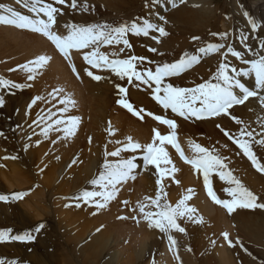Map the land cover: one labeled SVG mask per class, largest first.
I'll list each match as a JSON object with an SVG mask.
<instances>
[{
	"label": "bare ground",
	"instance_id": "1",
	"mask_svg": "<svg viewBox=\"0 0 264 264\" xmlns=\"http://www.w3.org/2000/svg\"><path fill=\"white\" fill-rule=\"evenodd\" d=\"M68 1L69 0H66L64 5H57L58 8L62 6L64 9V6ZM178 1L180 0H175L176 3ZM207 1L208 0H184L183 3L179 2V4L182 5L181 9H175L174 12H169L171 10L169 9V11L166 12L164 9H162V6L166 4L172 6V3L170 0H159V12H151L150 16L156 21V23L164 26L168 34L173 33V31L176 29H180L183 34L187 31L186 35L189 32L191 34V30H198L201 36V43L202 40H205V35L216 29V26L219 22V18L217 17L216 13L220 14L221 12L211 11L212 9L207 5ZM261 7H263V5H261ZM243 10L244 12H249L248 8L243 7ZM63 12L66 11L63 10L62 13ZM252 13L254 14L255 11ZM21 14L23 13L21 12ZM26 14L31 15V13ZM248 14L250 16L251 13ZM72 16L75 17L74 15ZM65 17L66 13L65 16H61V19H64ZM160 17H164L167 23L164 24V22L160 20ZM230 33L231 32L227 33V40L223 42L225 44V48L222 51L212 54L208 60H204L199 66H194L190 71L181 74V76L171 78V82L175 86L183 87L184 85H196L199 81L202 83L205 80H208L216 72L219 63L221 62V53L226 51L227 46L230 44L228 42ZM153 36H158V33H150L148 37H134L133 41L135 42L136 46L143 44L147 47L152 45L153 48H156L157 52L153 54L154 58L149 55L145 56L150 61L161 63V56L166 55V43L164 39L160 38L161 42L157 44L155 40L152 39ZM207 43L200 44V46H205ZM245 45H248L254 51L260 50V48L249 44L248 40H246ZM10 46L20 49V52H25L29 56L37 54L38 56L48 55L51 57V60L45 67V72L47 71V74L50 78V83L42 85L44 89L42 90L40 96L44 97V100L39 101L40 105L37 108H40L39 113L41 115L47 113L49 109H51V111L56 113L58 116L59 109L63 107V105L60 103V100L64 99L65 95H70L75 100V106L70 109L69 113L78 116L80 120H82V117H88L89 122H92L91 130L88 133L92 143L90 146H86L85 152L83 153H81V150H83L86 140L80 141V128L77 129L74 136L68 139H63V133L56 131L49 132L48 137L45 138L39 135L41 128L44 126L42 124L37 132V137L32 135L27 136L24 139V145L28 144L29 147L27 149L28 151L26 152L27 160L22 173H20L17 169V162L10 163L7 160H0V180L3 179V184L2 182L0 183V192L11 193L12 190H9L14 188L15 190L17 189L18 192L21 191L24 193L25 191H29L28 193H30V196L28 197H30L31 200L29 201L28 197H23L25 200H22L23 202L20 204V210H17L15 206L10 208L8 207L9 211L6 209L4 210V213L11 215L10 219H7L6 216L5 218L12 222V225L17 228V230L22 229V232L24 233L23 228H25L28 224L26 218L27 215L30 214L29 212H35L34 217L37 219L38 216L44 217L50 215V210L48 211L49 208L45 207L46 204H41L42 206H39V202L41 200L45 202L47 201V196H49V198L60 197V200H62V198H64V196L66 197V195L72 198L81 191L90 190L89 187L91 184L89 182L99 174L100 169V165H97L94 160H97L100 163L104 159L103 153L105 149L114 150L116 147L121 146L116 144L115 141L119 140L124 142L127 137H131L133 141H135V139H139L148 142L152 141V137L154 135L153 129L159 131L161 135H168L170 132L166 126L159 124L157 121L153 120L151 116H144V119L141 120L133 116L127 110H124L116 103L117 99L114 98V95L117 94L116 85L120 84L128 88L127 99L132 103L134 109L139 110L140 108H143L146 112H151L153 115H157V113H164L166 115L165 110L162 109L151 98V90L147 86L137 87L135 84L128 85L126 81H120L111 73L107 71L98 72V70H94L93 73L95 75H101L103 79H101L99 82H93L94 80L87 76L84 71V69L88 68L89 66L84 64L80 70L79 64L75 62L76 58H78L80 61H83L82 55L73 51L72 58H75L73 63L76 65L80 76V78L77 79L71 71L68 62L55 50L54 46L45 37L31 31L2 25L0 26V52L4 53L3 49ZM234 49L237 50L236 47ZM105 51H107V49ZM244 54L245 59L253 58H249V56L246 55V52ZM180 56L181 55L177 56V54H175L172 57V59L175 57L174 60L169 59L165 60V62H174L178 60ZM227 59L229 63L236 66L238 69L247 67L246 65H242L240 61L236 60L234 57L229 56ZM148 66L153 68L155 67L154 64L146 65V67ZM45 77L46 76H44V78ZM82 77L84 78V81L81 82ZM250 78L241 79L242 82L246 83L247 87L252 88L254 87V81ZM188 79H191L192 81H196L197 79V82L188 83L186 81ZM51 88L53 91L49 90ZM57 88H62L64 91L58 95H55L54 90ZM50 93H53L55 98H53V95H49ZM84 110L89 111L90 114L85 116ZM167 111H170V109ZM230 111L237 118L243 120L249 126V130L255 129L258 133L264 132V129H261L259 126V120L264 118V109L261 108L258 98H250L245 102L244 105H237ZM221 117L222 118H219V120L213 118L203 120L198 123L192 122V119L186 121L183 118H180L181 120L179 118V120L173 118L177 122L176 142L182 149L184 155L189 158L193 155L189 146V141L198 143L206 148L215 147L220 151L221 155L228 157V161L226 162L228 163L229 169L232 170L233 174L234 172L238 171L240 173V180H243L247 184L253 186L263 184L264 182L262 183L261 179L255 176L254 173L252 174L246 171L248 169L247 163L250 161L243 155L242 152H240L238 148H236L235 145L231 143V141L225 140L223 133L216 127V125L220 123L222 124L221 127H224L225 130L236 129L239 126H237L230 117ZM105 120H108L106 122L107 124L105 123ZM193 120L195 119L193 118ZM223 121L226 122L223 124ZM108 124L114 125L116 128L112 140L106 139V131H100L102 128L106 130ZM96 132L99 135L101 144L100 147L94 143ZM262 138H264V136H255L256 140ZM53 141H55V143H53ZM77 145L79 147H77L72 153L74 147ZM224 145H226V147H222ZM164 147L171 158L172 165H174L176 169V171L171 176L166 177L165 181L162 183L164 186V191L166 192L167 189L169 190V192H167L168 202L177 201L178 196L185 194L188 189H192L193 194L188 202L190 207L196 209L195 215H198L203 219H208L213 223V225L217 223L215 228H225V231L230 230L231 225L222 215L224 213L223 209L217 204L213 203V201L207 195V192L204 188L203 176L198 172H194L191 165L186 164L183 160H181L179 154L174 148H172L171 145L165 144ZM252 149L258 157L264 153V151L262 152V150H264V145L256 144L255 142L252 144ZM3 155L6 156V153ZM74 160L76 161L75 163H73ZM31 164L34 165V170L37 171V183L34 182L33 176L30 174L32 170L28 168ZM71 165L72 169L68 171ZM139 175V184L136 183L134 186V191L137 192L138 196H140L142 193L144 194V190L151 185L152 181L155 183L157 179L156 171L152 168V166H149L147 169L143 168L142 171H139ZM214 176L215 175L212 177V181ZM217 178L219 177L217 176ZM79 180H81V185L77 186V181ZM174 181H179V183L177 184ZM220 182L221 183H218L220 186H226V183L223 181ZM34 185H36V188H34L35 190H32L31 188ZM124 185L125 183L118 186L120 191L116 199L111 201L105 209H101L105 211L101 213L97 210H93L92 214L96 213V218L85 222L87 225H92L93 228L98 226L101 227L103 224H106V226L103 228L100 234L94 238V240H92L91 244L85 248L86 250L84 255H82V251H79V254L85 258V260L94 258L97 253V256H100L102 250L104 251L105 248L110 246V244H113L112 240H114L115 235L118 236L122 234L123 236H126V234H128L129 236H126V238L129 240V244L133 246L130 248L127 254L121 257V260L125 259L126 261L122 262L119 260L120 264L136 263L141 256L146 254L153 247H159L156 264H184V262L193 264L188 259L187 253L184 250L185 240L183 233L177 232V236H174V233L176 232L171 233L178 245L176 249V255L179 256V260H176L173 251L169 250V241L166 234L161 233L158 229L149 228L147 221H145L142 216H140V214L137 216L140 221L139 223H137V220L132 219L134 213L139 212L136 206L137 203L140 202L136 197L131 198L133 194L129 196L130 199L127 200L129 207H131L133 210L129 220H127L129 227H123L119 223H112L111 219L114 217L112 208H121V200L123 197L125 198V192H123L125 187ZM214 192L218 198L226 199L220 193L219 189L216 188ZM35 198L38 199V204L35 201ZM60 200L56 199L58 203L55 202L53 205H56V203L59 204ZM58 206L59 208H56L58 209L55 214L56 218L60 216L64 218L68 226L73 225V223L69 220L70 215L68 216V214L64 212V205ZM44 209H47V211H44ZM146 211H150L149 208H147ZM51 216H53V214ZM74 216L80 219L83 218V215L76 213ZM57 220V224L59 223V225L61 227L63 226L64 228V221H62L60 218H57ZM186 223V226H188L190 231L193 232L195 230L193 228L195 223L192 221H187ZM0 224H2L1 219ZM1 226L3 227V224ZM65 235L67 237L66 242H70L71 244V242L76 240L74 243H79L82 240L81 237L83 236V232H77L74 236H70L69 238L67 232ZM253 236L255 240L260 239L259 233ZM188 237L189 233H187L186 240ZM24 243H0V259L8 261L15 260L17 264H24L27 260L30 261L29 264H54L55 261L52 255H45V245L42 246L41 250L39 246L34 245L29 247L27 246L26 248L27 243L26 245ZM66 253L71 255L70 251H67ZM115 253L120 254L121 251H115ZM213 255L215 260L214 264L234 263L230 252L222 243L216 246Z\"/></svg>",
	"mask_w": 264,
	"mask_h": 264
},
{
	"label": "snow or ice",
	"instance_id": "2",
	"mask_svg": "<svg viewBox=\"0 0 264 264\" xmlns=\"http://www.w3.org/2000/svg\"><path fill=\"white\" fill-rule=\"evenodd\" d=\"M15 2L26 8L31 15L21 14L13 7L0 4V25L28 30L45 37L68 62L77 79L80 76L72 60L73 51L82 55L83 61L89 66L84 69L85 74L92 80L99 82L103 79L101 75H95L90 70L95 69L107 71L120 81H126L128 85L147 86L151 90V98L165 112L170 109L176 117L183 118L186 121L193 118L195 120H208L221 116L230 117L236 125L241 126L238 134H230L220 124H217L216 127L243 153L257 172L264 174V163L260 162L252 149L253 142L264 145V138L255 139V136H264V132L258 133L255 129L249 130V126L230 111L237 105H244L246 101L253 97L259 99L260 106L264 109V54H261V50H264V40L260 42V50L257 51L245 46V52L253 57L252 59H245L244 52L235 50L233 46L228 45L226 51L221 53V62L216 72L208 80L193 87H180L175 86L171 82V78L179 77L187 72L194 65L200 63L202 57L220 52L221 49L225 48V44L208 43L206 46L198 47L195 54L184 52L174 62H161L155 64L154 68L146 67V63L152 65L154 62L146 57L130 53L122 57L121 53H126V50L132 47L128 39L129 34L148 37L150 33H158V36H153L152 39L159 44L161 42L160 38L168 35L165 27L161 24L140 18L133 20L131 23L124 22L117 26L107 23L87 25L66 23L63 25L65 32L61 33L58 26L60 9L55 7L54 4L64 5L66 0H53V3L45 2V0H15ZM170 2L173 7H176L175 0H170ZM180 2L183 3L184 0H180ZM158 3L159 0H151L153 5ZM70 7L77 8V0H71ZM82 7L87 10L88 6L85 4ZM243 15L247 18L252 31L256 32L259 27L257 22L247 12H244ZM160 20L164 24L167 23L164 17H160ZM212 35L218 36L223 41L227 34L213 33ZM192 39L197 41L200 40V37L194 36ZM241 40H247V37L241 36ZM119 45H122V47L119 48L118 52L105 53L101 51L102 47ZM148 51L156 53L157 49L150 47ZM229 56L234 57L247 67L238 69L228 62L227 58ZM50 60L51 57L48 55H39L28 61V63L21 65L20 69L27 73V80L32 81L48 65ZM250 77H254V87L252 88L247 87L241 79ZM23 87L21 84L0 78V88L2 89H22ZM116 89L119 97L116 101L117 105L141 120L144 119V116H151L159 124L167 126L170 133L161 135L159 131L153 129L152 141L144 145L133 141L131 137H127L124 142L115 141L116 144L121 146L116 147L113 151L106 150L104 152V161L100 166L99 174L89 182L92 190L81 191L72 197L77 201L76 207H80V202H83L89 206H94L97 211L105 209L111 201L116 199L120 191L118 186L136 178L135 172L139 167L138 160L143 162L145 169L153 166L157 174L155 197L145 196L143 202L137 203L136 208L140 216L147 221L149 228L158 229L161 233L167 235L169 250L173 251L175 259L179 260V256L176 255L177 241L171 233H185V229L178 223L180 220L186 219L194 223H203V218L196 216V209L190 207L187 203L192 197V189H188L175 205L167 201L168 194L164 191L162 181L176 171L164 147L165 144H169L179 154L181 160L191 165L194 172H198L203 176L207 195L213 203L226 209L228 214L234 213L237 209L264 210V203L258 202L259 197L233 175L226 162L228 157L221 155L215 147L206 148L193 141H189L193 155L190 158L186 157L176 142L177 123L174 119L165 118L162 115H153L143 108L134 109L127 99L128 88L117 84ZM63 91L62 88H57L54 90V94L58 95ZM54 94L50 93L49 95H53V98H55ZM42 100H44V97H34L29 103L28 109L30 110L37 101ZM4 103V98L0 96V107H3ZM60 103L63 107L59 109L58 116L51 109L43 115L37 114L38 119L33 123L37 125L43 123L44 125L39 135L47 138L49 132L56 131L63 133V139H68L76 134L80 118L75 115H67L70 109L75 106V100L70 95H65ZM259 126L264 129V118L259 120ZM107 131L109 136L115 134L111 124H109ZM2 135L4 134L0 132V136ZM89 140L91 142V138ZM28 147L29 145L25 144L24 150L26 151ZM222 147H226V145ZM124 153H132L133 155L126 157L123 155ZM9 158L15 159L16 157H5V159ZM75 162L74 160L73 163ZM213 175L218 176L221 181L229 185V187L224 188V192L231 199L218 198L212 187ZM174 182L179 183V181ZM25 195L27 193H16L11 197L0 195V201L19 200ZM123 203L127 206L128 201H123ZM146 208H152L154 211H146ZM119 218L125 219V217ZM132 219L137 220V223L140 222L137 216H133ZM44 227V224H40L34 229V232L38 234ZM221 235L231 246L233 242L229 239V234L224 232ZM35 239L36 236L31 232L12 235L11 229L0 231V243L32 242ZM212 243L215 244V241H212ZM236 243L238 244L240 241L237 240ZM187 250L191 251V249ZM0 264H17V262L15 260L0 259Z\"/></svg>",
	"mask_w": 264,
	"mask_h": 264
},
{
	"label": "rangeland",
	"instance_id": "3",
	"mask_svg": "<svg viewBox=\"0 0 264 264\" xmlns=\"http://www.w3.org/2000/svg\"><path fill=\"white\" fill-rule=\"evenodd\" d=\"M45 1L48 3L49 2L53 3V0L51 1L45 0ZM179 2L180 1H178L177 3L175 2L176 7L166 4L162 6V9H164V11L166 12L169 11V9H171L169 12H174L175 9L178 10L182 8V5H180ZM0 4L13 7L16 10L22 12L23 14L28 13V11L24 13L22 10L23 7H21V5L16 4L15 0H0ZM67 4L70 5L71 0H69ZM67 4L64 6L65 7L64 9L62 8V6L59 7L60 14H59V19H58V26H59V31L61 33L65 32V30L63 29V25L66 23H73V24H78V25L107 23L113 26H117L124 22L131 23L133 20H136L137 18L147 19L152 23H156V21L150 16V13L151 12L158 13L159 8H160L159 4H154V5L151 4V0H77L78 7L75 9L72 7L68 8L69 5ZM85 4L88 6L87 10H85L82 7ZM207 5L211 7L212 9L211 11H221L220 14L216 13L217 17L219 18V22L216 26V29L212 32H209L207 35H205L204 37L206 41L202 40L201 43H200L201 39L197 41H193L192 39V37L194 36L201 37L200 32L198 30H191V34L189 32L186 35L187 31L184 32L183 34L180 29H176L173 31V33H170L167 36L162 37V39L165 40L166 48H167L166 55L161 56L162 62H165V60L172 59V57L175 54H177V56L182 55L184 52L195 54L196 49L200 47V44H205L207 42L208 43H221V42L223 43L224 41L227 40V35H226L225 40L221 41L218 36H213L212 35L213 33H217V34L226 33L227 34L231 32L229 35V40H228V42L230 43L229 45L233 46L234 48L236 47L238 51H241L244 53H245V46L247 47L249 46L245 45L246 40L242 41L241 36L247 37L249 44L254 45V47L256 46L257 48H260V42L264 40V0H208ZM261 5H263V7H261ZM55 7H58V6L56 5ZM243 7L249 9L248 13H251L250 17L253 20H255L257 24L259 25L256 32L252 31L251 26L248 24L247 18H245V16L243 15L244 13ZM250 8H252L253 11H255L254 14L252 13L253 12L252 9ZM24 10H27V9L24 8ZM63 10L66 12L62 13ZM65 13H66V17L64 19H61V16H65ZM67 14L69 17L67 16ZM72 15H74L75 17H73ZM68 18L70 21L68 20ZM221 20H224V21H221ZM226 25L228 26V28ZM134 37H145V36H142V35L133 36L129 34L128 39L132 47L131 49L126 50V53H121V56L123 57L127 53H130L132 55L143 56V57H146L147 55H149V56H152V58H154L153 56L154 53L148 51V49L152 47V45L147 47V46H144L143 44L141 45L137 44L138 46H136L135 42L133 41ZM120 47H122V45L115 46V47H112V46L102 47L101 51L105 53H111L113 51L118 52ZM105 48L107 49V51H105L106 50ZM222 50L223 49H221V51ZM3 51L4 53L0 52L1 53L0 55V78L10 80L13 83L21 84L24 87L22 89H2L0 88V96H2L5 101L4 106L0 107V132L4 134L0 136V160H7L10 163L17 162L18 164L17 169L20 173H22L24 171V165L27 160L26 152L28 151V150L25 151L23 148L24 139L27 136H32V135L36 136L38 130L43 124L41 123L40 125H37L33 123V121L38 119L37 114L40 112V108L39 109L37 108L40 105V102L37 101V103L33 105V107L30 110L28 109V105L34 97L41 95V92L44 89L42 85L50 83V78L47 74V71L45 72L46 69L44 68L40 71V73L37 75V77L34 80L28 81L27 73H25L24 71L20 69L21 65L28 63V61L32 59H35L38 56L37 54H33L29 56L25 52H20V49L15 48L13 46L5 47ZM261 54H264V50H262ZM246 55H248L249 58L251 57L247 52H246ZM211 56L212 54L202 57L200 60V63L194 66H199L204 60H208ZM174 59L175 57L172 60ZM75 62L79 64L80 70L85 64L84 61H80L78 58L75 59ZM153 64H158V63L154 62ZM192 68H190L188 71H190ZM94 70L95 69H92V71ZM44 76L46 77L44 78ZM252 80L254 81V78H252ZM82 81H84L83 77L81 78V82ZM186 81L188 83L197 82V79L196 81L195 80L192 81L191 79H188ZM198 83H200V81L197 82V84ZM29 85L31 86L29 87ZM193 86H195V84L191 86L184 85L183 87H193ZM49 90L53 91L52 88ZM114 98L118 99V94L114 95ZM68 114L73 115L71 113H68ZM84 114L85 116H87L90 113L89 111L84 110ZM166 115L167 116L174 115V118L180 119V117H176L175 114L171 113V110L167 111ZM219 118L221 119L222 117H217L215 119L219 120ZM107 121L108 120H105V123ZM192 122H194L193 119H192ZM225 122L226 121H223V124ZM220 125L222 124L220 123ZM91 127H92V122L91 123L89 122L88 117H82V120H80V124L78 128H80L81 130L80 141L86 140V144L84 145L83 150H81V153L85 152L86 146L87 145L90 146L92 143V141L90 142L89 140L90 137L88 136L89 135L88 133L91 130ZM108 127H109V124L106 127V130L102 128V130L100 131H106V139L112 140V137L114 135L113 136L108 135V131H107ZM111 127L112 129H114V132H115L116 130L115 126L111 125ZM240 127L241 126L237 127L236 129H227V131H229L230 134H238ZM95 134L96 136L94 137V143L100 147L101 144H100L99 135L97 132ZM225 140H228L227 137H225ZM135 141L139 142L142 145L151 142V141L145 142L139 139L137 140L135 139ZM8 147L11 149H9ZM77 147L79 146L77 145L76 147H74L72 153ZM106 150L113 151V150L105 149V151ZM263 151L264 150H262V152ZM2 153L3 154L6 153V156H4ZM124 155L127 157L133 154L128 153ZM12 156H15L16 158L15 159H11V158L5 159V157H12ZM257 158L260 160L261 163H264V153H262L261 156L259 157L257 156ZM94 161L97 163V165L101 166L103 164L104 159L100 163L97 160H94ZM137 163L139 164V167L135 172L136 178L134 180H131V179L128 180L124 185L125 187L123 189V192H125L124 194L125 198L123 197V199L121 200L122 207L112 208V212L114 216L111 219L112 223H119L123 227H129L127 220H129L131 216V212H133L131 207H129V204H127L126 206L123 203V201H127L128 199H130L129 196L133 194L131 198L136 197L139 199L140 202H143L145 196L154 198L156 190H157L156 181L155 183L152 181L151 185L144 190V194L142 193L140 196H138L137 192L134 191L135 184L136 183L139 184V178H140L139 171H142L144 168L141 160H138ZM248 163H247L248 169L246 171L252 174L254 173V175L259 177L261 179V182L263 183L264 174L257 172L252 167L251 162H248ZM28 168L32 170L30 174L33 176L34 182L37 183V177H36L37 171L34 170V165L31 164ZM152 168L155 170L153 166ZM70 169H72V165L68 169V171ZM233 175L240 180V173L238 171L234 172ZM2 181L3 179L0 180V183ZM164 181L165 179L162 181V183ZM220 181L221 180L217 178V176H214L213 181H212L213 190L215 191L217 188L220 190V193L226 199H231L230 197H227L226 193L224 192V188L229 187V185L225 184L226 186L222 187L218 184V183H221ZM240 181L246 188L251 190L254 194H256L259 197L258 202L264 203V187H263L264 183L259 184L258 186H253V185L247 184L243 180H240ZM80 185H81V180L77 181V186H80ZM34 188H36V185L32 186L31 189L35 190ZM89 189L92 190V186H90ZM9 191H11V193L0 192V195H6V196L11 197L13 194L23 193L21 191L18 192L17 189L15 190L14 188H11ZM26 192L27 191H25L24 193ZM28 192H27V195L24 197L30 196L29 195L30 193ZM166 192H169V190L167 189ZM181 197L182 195L178 196V200ZM28 198L30 201L31 200L30 197ZM56 199L60 200L61 198L60 197L49 198V196H47L46 202L43 200L39 202V206L46 204L45 207L49 208L48 209V211L50 210L49 216L48 215L44 217L38 216V219H37L34 217L35 212H32V213L29 212L30 214L27 215L26 221L28 222L27 224L28 227L26 225L27 228L26 227L23 228V231L24 233L25 232L33 233L36 236V239L32 242H25V243L23 242L25 245L27 243L26 248L27 246L29 247V246L34 245V246H39L40 249L42 250V246L45 245L46 246L44 250L45 255H48V256L52 255L55 261L54 264H120V261L122 262L126 261L125 259L121 260V257L127 254L130 248L133 246L129 244L130 242L126 238V236H129L128 234H126V236L125 235L123 236L122 234L118 236L115 235L114 240H112L113 244H110V246L105 248L104 251L103 250L102 252L100 251L101 252L100 256H97L98 255L97 253V255L94 258L85 260V258H83L79 254V251H82V255H84L85 250H86L85 248L89 244H91L92 240H94V238H96L100 234V232L103 230L106 224H103V226L101 227L98 226L95 228H93L92 225L90 226V225L85 224L86 221H90L96 218L97 214H92L93 210H97L94 206H89L87 204H84L83 202H80V207H76L77 201L68 197V195H66V197L64 196V198H62V200L59 201L60 202L59 204H57L58 202L56 201ZM22 200H25V199L23 198L19 200L9 199L7 202L0 201L1 203L0 204V219H1V223L3 224V227L1 226L2 224H0L1 231L11 229L12 235H18L21 233L23 234L22 229L17 230V228H15L12 225V222L7 220L11 218V215L8 213H4L5 209L9 211L8 207L10 208V207L15 206L17 210H20L21 208L20 204L21 202H23ZM35 201L38 204L37 198H35ZM177 201L168 202V203L175 205ZM55 202H57L56 205H53L55 204ZM187 203L190 206L189 202ZM58 205H64V212L67 213L68 216L70 215L69 220L70 222L73 223V225L68 226L64 218L60 216H58L57 218H60L62 221H64V228L63 226L61 227L59 223L57 224L58 220L55 214H56V211L58 210L56 208L57 207L59 208ZM47 206H50V207H47ZM219 207L222 208L221 206ZM222 209L224 211L222 215L225 217V220H227L229 224L231 225L230 230L228 231H225V228H215V225L217 223L213 225V223L210 222L208 219H203V223L194 224L193 228L195 230L191 232L188 226H186L187 224L186 219L178 221L180 226L185 229V233H183L184 240H185L184 250L187 253L188 259L193 264H214L215 263L214 255H213L214 249L216 248L218 244L222 243L226 247V249H228V251L230 252V255L232 256L235 264H264V210L262 209H255V210L237 209L234 213L228 214L226 209L224 208ZM149 210L154 211V209L152 208H149ZM44 211H47V209H44ZM103 211L105 210H101V211L99 210L98 212L102 213ZM75 213L83 215V218L82 219L76 218L74 216ZM52 214L53 216H51ZM138 215H139V212L134 213V216H138ZM5 216L7 217V219L5 218ZM119 217H125V219H120ZM40 224H44L45 227L40 231V233L37 234L34 232V229ZM83 229H86V230H83ZM66 232L68 233V238L70 236H74L77 232H83V236L81 237L82 240L79 243L78 242L74 243L76 242L75 240L74 242H71L70 244V242H66V239H67L65 235ZM224 232H227L229 234V239L233 242L231 246H229L228 242L225 241L223 236L221 235ZM187 233H189V237L186 240ZM257 233H259L260 239L255 240L253 235ZM177 235H178L177 232L174 233V236H177ZM237 240H239L240 243L237 244L236 243ZM212 241H215V244H213ZM187 249H191V251H188ZM67 251L68 252L70 251L71 255H68L66 253ZM115 251H121V253L120 254L115 253ZM158 253H159V247H156V248L153 247L146 254L141 256L140 259H138V261L134 264H156ZM29 263L30 261L27 260L25 261L24 264H29ZM184 264H188V263L184 262Z\"/></svg>",
	"mask_w": 264,
	"mask_h": 264
}]
</instances>
